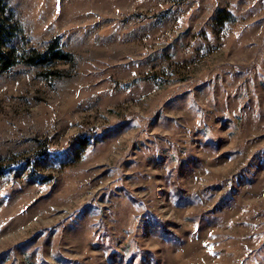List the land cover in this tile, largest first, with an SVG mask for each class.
<instances>
[{
  "label": "rangeland",
  "instance_id": "rangeland-1",
  "mask_svg": "<svg viewBox=\"0 0 264 264\" xmlns=\"http://www.w3.org/2000/svg\"><path fill=\"white\" fill-rule=\"evenodd\" d=\"M5 1L0 264H264V0Z\"/></svg>",
  "mask_w": 264,
  "mask_h": 264
},
{
  "label": "trees",
  "instance_id": "trees-1",
  "mask_svg": "<svg viewBox=\"0 0 264 264\" xmlns=\"http://www.w3.org/2000/svg\"><path fill=\"white\" fill-rule=\"evenodd\" d=\"M10 14V7L5 0H0V69L5 70L11 68L13 65L18 63V57L11 56L4 48V44H11L15 31L11 29L7 22L8 15ZM4 17H3V16ZM56 41L53 40L50 43L49 50L42 52L36 48H33L28 54L23 55V61L28 64L38 65L46 64L53 59H67L70 57L62 48L56 47Z\"/></svg>",
  "mask_w": 264,
  "mask_h": 264
}]
</instances>
